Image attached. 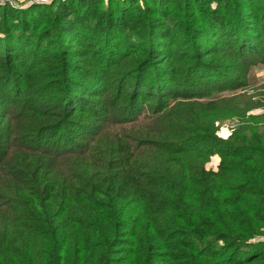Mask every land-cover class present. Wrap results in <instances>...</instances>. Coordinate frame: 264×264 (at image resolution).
Segmentation results:
<instances>
[{"label":"trees","instance_id":"obj_1","mask_svg":"<svg viewBox=\"0 0 264 264\" xmlns=\"http://www.w3.org/2000/svg\"><path fill=\"white\" fill-rule=\"evenodd\" d=\"M104 1L0 3V264H264V0Z\"/></svg>","mask_w":264,"mask_h":264},{"label":"rangeland","instance_id":"obj_2","mask_svg":"<svg viewBox=\"0 0 264 264\" xmlns=\"http://www.w3.org/2000/svg\"><path fill=\"white\" fill-rule=\"evenodd\" d=\"M30 1H32V0H0V3H8L10 5V2H12L15 5H19V6L25 5L26 6L27 4H29ZM104 3L106 5L108 3L107 0L104 1ZM249 76H250V80L252 82V85H254L258 88L256 90V92L261 93L262 89H264V66H258L257 68L253 69ZM252 90H253V88H250L249 90H245L242 92H246L247 95L249 97H251L253 101H255V102L259 101L260 100L259 96H256ZM233 94L234 93H230V94L228 93L227 95H233ZM263 94H264V90H263ZM260 112H263V110L257 109V110L253 111V113H260ZM236 119L237 118L226 119L220 123L218 135L221 138L227 139L232 135L233 130L236 127L237 122H238ZM219 162H220V158L218 156H215L212 158L211 162L207 166L211 169L216 170L218 168Z\"/></svg>","mask_w":264,"mask_h":264},{"label":"built area","instance_id":"obj_3","mask_svg":"<svg viewBox=\"0 0 264 264\" xmlns=\"http://www.w3.org/2000/svg\"><path fill=\"white\" fill-rule=\"evenodd\" d=\"M54 1H59V0H32L29 2V4H27L26 6H29V5H32V4H45V3H51V2H54ZM10 5L13 6V7H23L22 6H19V5H15L13 4L12 2H10ZM25 6V5H24Z\"/></svg>","mask_w":264,"mask_h":264}]
</instances>
